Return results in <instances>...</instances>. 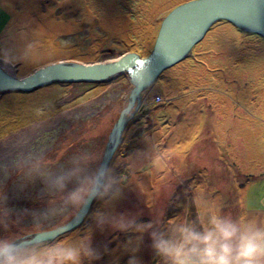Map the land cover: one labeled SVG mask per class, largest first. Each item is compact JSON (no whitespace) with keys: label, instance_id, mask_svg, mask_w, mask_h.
<instances>
[{"label":"rangeland","instance_id":"374dc122","mask_svg":"<svg viewBox=\"0 0 264 264\" xmlns=\"http://www.w3.org/2000/svg\"><path fill=\"white\" fill-rule=\"evenodd\" d=\"M186 1L0 0V61L22 78L63 60L111 61L128 52L144 58L163 18ZM132 89L123 74L0 94V165L10 166L18 151L43 156L28 161L39 175L26 187L19 172L0 169V235L31 234L23 210L48 206L42 177L67 167L72 154L103 160ZM26 133L24 147H15ZM156 153L164 157L159 168L149 163ZM109 164L125 187L116 213L196 221L206 210L197 204L202 199L210 209L264 225V39L227 21L213 24L186 58L143 91ZM106 207L93 202L65 241L91 237L109 249L98 264H128L126 234H93L88 227L90 214ZM148 244L145 236L142 264H161Z\"/></svg>","mask_w":264,"mask_h":264},{"label":"clouds","instance_id":"9594fccd","mask_svg":"<svg viewBox=\"0 0 264 264\" xmlns=\"http://www.w3.org/2000/svg\"><path fill=\"white\" fill-rule=\"evenodd\" d=\"M134 105L132 97L121 112L122 120ZM28 135L17 138L15 147L23 148ZM42 158L36 152L18 151L11 165H0V169L19 172L17 180L26 187L39 175L28 161ZM149 163L162 167L164 157L153 154ZM42 179V195L50 198L48 206L23 210L31 220L30 235H0V264H98L109 251L107 245L97 246L91 237L65 241L66 235L89 216L93 202L107 207L90 214V231L126 234L123 247L130 253L128 264H142L138 253L145 236L161 264H264V225L210 209L202 199L197 204L206 210L196 221L165 223L145 221L135 213H116L112 209L124 198L125 187L107 159L96 153H74L67 167Z\"/></svg>","mask_w":264,"mask_h":264},{"label":"water","instance_id":"95a60500","mask_svg":"<svg viewBox=\"0 0 264 264\" xmlns=\"http://www.w3.org/2000/svg\"><path fill=\"white\" fill-rule=\"evenodd\" d=\"M218 21H227L243 33L255 34L264 39V0L185 2L163 18L153 49L144 58L128 52L111 61L94 63L59 61L36 69L22 78L17 77L8 65L0 61V94L29 93L52 83L108 82L125 74L133 88L128 101L135 97V104L138 106L143 91L153 86L157 76L186 58L192 47ZM137 106H134L135 110ZM135 110L123 120L120 114L114 124L103 156L107 163Z\"/></svg>","mask_w":264,"mask_h":264},{"label":"bare ground","instance_id":"6f19581e","mask_svg":"<svg viewBox=\"0 0 264 264\" xmlns=\"http://www.w3.org/2000/svg\"><path fill=\"white\" fill-rule=\"evenodd\" d=\"M190 1H191V0H190ZM186 2H187V1H186ZM184 3H185V2H184ZM181 4H183V3H181ZM181 4H179V5H181ZM179 5H176L173 9H175V8H176L177 6H179ZM173 9H172V10H173ZM172 10H171V11H172ZM171 11H170V12H171ZM170 12H169V13H170ZM169 13H168V14H169ZM168 14H167V15H168ZM167 15H166V16H167ZM205 34H206V33H205ZM205 34H204V36H205ZM204 36H203V37H204ZM63 61H66V62H73V61H69V60H63ZM91 63H94V62H91ZM165 70H166V69H165ZM165 70H163L158 76H160ZM158 76H157V78H158ZM157 78H156V80H157ZM151 89H152V86H151L150 88H148V90H151ZM52 151H55V148H53ZM91 209H92V208H91ZM91 209L89 208L90 211H91Z\"/></svg>","mask_w":264,"mask_h":264},{"label":"trees","instance_id":"16d2710c","mask_svg":"<svg viewBox=\"0 0 264 264\" xmlns=\"http://www.w3.org/2000/svg\"><path fill=\"white\" fill-rule=\"evenodd\" d=\"M147 56V55H146ZM128 171V170H127Z\"/></svg>","mask_w":264,"mask_h":264}]
</instances>
